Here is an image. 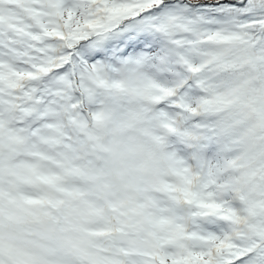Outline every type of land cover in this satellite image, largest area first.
<instances>
[{
    "label": "snow or ice",
    "instance_id": "6c2138e0",
    "mask_svg": "<svg viewBox=\"0 0 264 264\" xmlns=\"http://www.w3.org/2000/svg\"><path fill=\"white\" fill-rule=\"evenodd\" d=\"M0 264H264V0H0Z\"/></svg>",
    "mask_w": 264,
    "mask_h": 264
}]
</instances>
